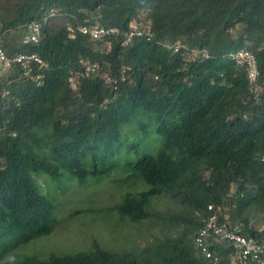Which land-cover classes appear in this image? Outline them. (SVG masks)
<instances>
[{
	"label": "trees",
	"instance_id": "1",
	"mask_svg": "<svg viewBox=\"0 0 264 264\" xmlns=\"http://www.w3.org/2000/svg\"><path fill=\"white\" fill-rule=\"evenodd\" d=\"M52 9L63 19L44 23ZM33 21L42 23L39 43L24 40ZM133 22L150 34L127 41ZM82 26L117 31L94 40ZM0 46L9 59L35 52L48 64L38 80L17 64L0 69V264H207L194 235L195 213L209 203L259 233L249 225L264 218V0H0ZM245 47L260 70L258 103L228 57ZM148 115L162 145L130 158L140 148L130 132L147 134L139 119ZM116 171L118 182L144 187L108 210L140 223L153 217V199L169 196L190 208L178 216L181 233L142 252L94 242L46 260L25 255L59 220L41 176L62 191ZM218 249L231 264L230 248Z\"/></svg>",
	"mask_w": 264,
	"mask_h": 264
},
{
	"label": "rangeland",
	"instance_id": "2",
	"mask_svg": "<svg viewBox=\"0 0 264 264\" xmlns=\"http://www.w3.org/2000/svg\"><path fill=\"white\" fill-rule=\"evenodd\" d=\"M62 19V16H58L54 22ZM2 74L0 71V75ZM137 121L138 119H135L134 122L138 124ZM151 121L149 115L139 119V122H148V133L145 135L132 137L137 132L131 129L129 141L140 144V148L138 153L128 157L140 156L143 152L155 154L162 145L163 138L156 133V122ZM132 125L134 123L126 128ZM122 177L124 174L116 171L110 177L90 178L98 182L91 180L84 185H69L59 191L60 186L41 176L39 184L43 191L50 192L60 201L57 206L59 220L50 235L37 238V241L34 239L27 244V250L30 251L25 252V255L46 260L54 251L60 255L91 251L94 242L111 250L142 252L154 243L178 236L183 229L178 216L190 211L180 200L169 196L153 199V217L140 223L121 220L117 211L108 210L122 200L125 192L144 187L141 182L135 188L127 187L118 182ZM253 222L258 227L264 226V218L261 216L253 218Z\"/></svg>",
	"mask_w": 264,
	"mask_h": 264
},
{
	"label": "built area",
	"instance_id": "3",
	"mask_svg": "<svg viewBox=\"0 0 264 264\" xmlns=\"http://www.w3.org/2000/svg\"><path fill=\"white\" fill-rule=\"evenodd\" d=\"M58 18L56 10L52 9L43 18L44 23L52 22ZM79 30L84 34H89L94 40H101L108 34L116 32L117 29H106L103 27L82 26ZM149 35V29H142L136 22L130 25V34L127 41L135 35ZM42 36V23L31 22L24 36L25 42L39 43ZM177 49V48H176ZM228 57L237 66L245 69L249 81L250 93L256 102H260L262 85L259 82L260 70L256 55L248 48H241L232 51ZM12 64L19 65L25 75L36 80L40 75L38 70L48 67L46 61L38 53H18L9 59L6 51L0 46V69L10 68ZM95 65L88 64L87 70L91 71ZM106 83L113 85L116 81L109 74L105 76ZM75 87V83L73 82ZM235 207V204L232 205ZM229 207L226 204L209 203L204 209L197 210L196 216L201 221L202 226L194 235V244L199 256L204 258L207 264H221L222 254L219 247L230 248L229 256L232 264H264V226L258 227L251 222L249 228L255 227L259 230L257 234L246 233V226L242 222L232 220Z\"/></svg>",
	"mask_w": 264,
	"mask_h": 264
},
{
	"label": "crops",
	"instance_id": "4",
	"mask_svg": "<svg viewBox=\"0 0 264 264\" xmlns=\"http://www.w3.org/2000/svg\"><path fill=\"white\" fill-rule=\"evenodd\" d=\"M231 258V257H230ZM233 262H232V259H231V264H232Z\"/></svg>",
	"mask_w": 264,
	"mask_h": 264
}]
</instances>
